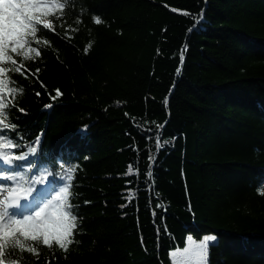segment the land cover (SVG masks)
<instances>
[{"label": "trees", "instance_id": "1", "mask_svg": "<svg viewBox=\"0 0 264 264\" xmlns=\"http://www.w3.org/2000/svg\"><path fill=\"white\" fill-rule=\"evenodd\" d=\"M53 23L6 74L10 119L33 180L77 168L79 243L30 264H173L207 234V264H264V0H73Z\"/></svg>", "mask_w": 264, "mask_h": 264}, {"label": "snow or ice", "instance_id": "2", "mask_svg": "<svg viewBox=\"0 0 264 264\" xmlns=\"http://www.w3.org/2000/svg\"><path fill=\"white\" fill-rule=\"evenodd\" d=\"M72 5L73 0H0V264H30L25 253L38 257L41 248L52 250L54 245L56 250L67 253L71 245L79 243L74 238L78 224L75 206L71 203L77 168L60 165L63 175L45 170L46 174L33 180L34 162L27 166L24 162L38 153L39 139L35 144L22 143L23 135L10 115L23 88L6 79L8 73L23 75L22 69L27 71L24 62H34L41 57L39 46L48 41L38 34L55 31L53 20H62L65 10L70 11ZM93 21L96 25L103 23L99 17H93ZM39 71L37 68L36 73ZM60 95L62 93L56 90V96ZM157 147H160L159 139ZM50 176H59L61 181L54 196L31 207L36 185L51 183ZM257 191L264 196V187ZM216 239L209 235L199 243L190 240L189 247L171 253L173 264H189L193 258L195 264H207L208 249Z\"/></svg>", "mask_w": 264, "mask_h": 264}, {"label": "rangeland", "instance_id": "3", "mask_svg": "<svg viewBox=\"0 0 264 264\" xmlns=\"http://www.w3.org/2000/svg\"><path fill=\"white\" fill-rule=\"evenodd\" d=\"M42 189V188H41ZM44 192H48L49 190H48V188L47 187H44ZM28 206V205H27ZM209 235H213V234H207L206 236H209ZM215 236V235H214ZM190 240L191 241H194V242H196V243H199V242H201L203 239H201V240H197V239H195L193 236H189L188 237V241H187V245H186V247L185 248H187V247H189L190 246ZM185 248H182V249H175V250H173L172 252H176V251H183ZM171 252V253H172ZM207 261H208V255H207ZM189 264H195V258H193L190 262H189Z\"/></svg>", "mask_w": 264, "mask_h": 264}, {"label": "bare ground", "instance_id": "4", "mask_svg": "<svg viewBox=\"0 0 264 264\" xmlns=\"http://www.w3.org/2000/svg\"><path fill=\"white\" fill-rule=\"evenodd\" d=\"M204 237H206V236H204Z\"/></svg>", "mask_w": 264, "mask_h": 264}]
</instances>
